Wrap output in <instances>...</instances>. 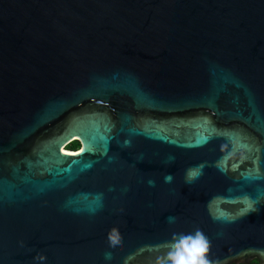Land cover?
<instances>
[{
  "label": "water",
  "instance_id": "1",
  "mask_svg": "<svg viewBox=\"0 0 264 264\" xmlns=\"http://www.w3.org/2000/svg\"><path fill=\"white\" fill-rule=\"evenodd\" d=\"M197 231L264 264V0H0V264H173Z\"/></svg>",
  "mask_w": 264,
  "mask_h": 264
},
{
  "label": "clouds",
  "instance_id": "2",
  "mask_svg": "<svg viewBox=\"0 0 264 264\" xmlns=\"http://www.w3.org/2000/svg\"><path fill=\"white\" fill-rule=\"evenodd\" d=\"M166 179L168 178L166 177ZM108 239L110 246L119 245L121 242L119 230L116 228L111 229ZM176 247L177 250L170 255L173 264H209V261L204 258L208 251V243L199 231L194 236H182ZM34 259L42 264L46 257L40 254Z\"/></svg>",
  "mask_w": 264,
  "mask_h": 264
},
{
  "label": "trees",
  "instance_id": "3",
  "mask_svg": "<svg viewBox=\"0 0 264 264\" xmlns=\"http://www.w3.org/2000/svg\"><path fill=\"white\" fill-rule=\"evenodd\" d=\"M79 148H80V144L78 142H74L70 144L69 146H67L65 151L73 153V152L79 151ZM249 264H260V262L258 260H253Z\"/></svg>",
  "mask_w": 264,
  "mask_h": 264
},
{
  "label": "flooded vegetation",
  "instance_id": "4",
  "mask_svg": "<svg viewBox=\"0 0 264 264\" xmlns=\"http://www.w3.org/2000/svg\"><path fill=\"white\" fill-rule=\"evenodd\" d=\"M79 150H80V148H79ZM78 152V151H77ZM74 153V152H73Z\"/></svg>",
  "mask_w": 264,
  "mask_h": 264
},
{
  "label": "rangeland",
  "instance_id": "5",
  "mask_svg": "<svg viewBox=\"0 0 264 264\" xmlns=\"http://www.w3.org/2000/svg\"><path fill=\"white\" fill-rule=\"evenodd\" d=\"M79 152V151H78ZM78 152H76V153H78Z\"/></svg>",
  "mask_w": 264,
  "mask_h": 264
}]
</instances>
